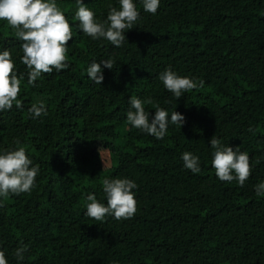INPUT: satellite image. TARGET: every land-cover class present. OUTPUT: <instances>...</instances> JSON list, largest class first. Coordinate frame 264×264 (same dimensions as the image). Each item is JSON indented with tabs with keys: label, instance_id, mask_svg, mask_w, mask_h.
I'll use <instances>...</instances> for the list:
<instances>
[{
	"label": "trees",
	"instance_id": "16d2710c",
	"mask_svg": "<svg viewBox=\"0 0 264 264\" xmlns=\"http://www.w3.org/2000/svg\"><path fill=\"white\" fill-rule=\"evenodd\" d=\"M84 3L99 19L119 7ZM57 4L72 25L70 67L43 74L36 87L25 75L23 107L0 113V149L23 146L40 168L31 193L0 203V251L9 264H18L20 246L27 251L19 264H264V198L255 192L264 181V0H161L156 15L137 0L140 19L120 48L80 32L76 0ZM21 45L0 21V50L26 74ZM93 59L114 61L101 85L86 73ZM169 67L203 87L177 100L159 80ZM133 95L151 98L150 115L155 105L182 113V128L170 125L161 140L131 128ZM38 101L48 114L32 119ZM214 135L248 153L243 187L216 178ZM185 151L200 157L199 174L183 168ZM123 177L138 185L135 216L87 217V195L106 203L103 180Z\"/></svg>",
	"mask_w": 264,
	"mask_h": 264
},
{
	"label": "clouds",
	"instance_id": "9594fccd",
	"mask_svg": "<svg viewBox=\"0 0 264 264\" xmlns=\"http://www.w3.org/2000/svg\"><path fill=\"white\" fill-rule=\"evenodd\" d=\"M76 2L78 9L73 19L78 20L80 32L93 41L106 40L115 48L123 46L126 32L134 28L141 16L137 0H118L119 7L110 6L106 19L97 18L96 13L85 6L84 0ZM139 3L142 4L143 12L156 15L161 0H139ZM0 21L6 22L14 30L16 39L22 42L20 63L27 69L26 74H18L11 51L7 48L0 50V113H3L12 110L14 106L17 109L23 107L18 96L25 75L27 84L36 87L43 74L59 73L70 67L67 53L73 31L57 0H0ZM113 67L112 59H93L86 68L88 79L101 85L105 78L104 70ZM159 80L177 100L185 93L203 87L204 83L193 77L181 76L171 67L159 73ZM152 104L151 98L142 100L130 96L126 112L128 125L156 140L167 135L170 125L182 128L185 122L182 113L172 111L169 114L165 108L155 105V114L150 115L145 105ZM28 111L32 119L48 114L43 101L33 103ZM15 143L19 145L20 141L16 140ZM209 145L213 150L211 166L215 169L216 178L228 183L236 181L243 187L252 171L248 153L239 147L233 149L229 144H223L215 135ZM180 158L183 168L194 175L201 172L198 155L185 151ZM39 172V165L34 163L25 147L0 149V203L13 194L31 193L37 186ZM102 187L106 203L99 200L96 194L89 193L84 213L87 217L103 222L106 217L128 220L135 216L137 199L134 189H138L135 180L128 177L105 178ZM255 192L257 197L264 198V181L255 186ZM26 251V246L15 250L18 264L24 260ZM0 264H9L4 251H0Z\"/></svg>",
	"mask_w": 264,
	"mask_h": 264
},
{
	"label": "rangeland",
	"instance_id": "374dc122",
	"mask_svg": "<svg viewBox=\"0 0 264 264\" xmlns=\"http://www.w3.org/2000/svg\"><path fill=\"white\" fill-rule=\"evenodd\" d=\"M104 150H105V149H103V151H104ZM104 153H105V155H104V156L106 157V156H107L106 154H108V153H107V152H104Z\"/></svg>",
	"mask_w": 264,
	"mask_h": 264
}]
</instances>
